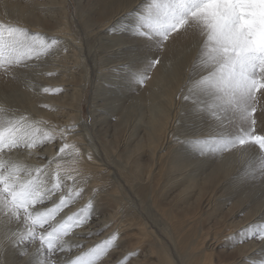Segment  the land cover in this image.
<instances>
[{
	"label": "bare ground",
	"instance_id": "obj_1",
	"mask_svg": "<svg viewBox=\"0 0 264 264\" xmlns=\"http://www.w3.org/2000/svg\"><path fill=\"white\" fill-rule=\"evenodd\" d=\"M143 3L0 0V21L62 41L54 55L13 75H0V105L26 114L42 131L56 136L42 146L17 151L14 157L31 167L47 164L63 143L62 130L67 142L80 149L79 158L65 155L56 161L62 169L79 172L84 188L61 215L79 212L90 201L95 211L90 222L66 238L72 248L65 259L75 258V245L89 248L118 232L120 247L102 264H125L132 252L137 255L127 264H175L170 244L179 256L183 253L184 264H217L213 255L220 241L230 249L226 253L232 264H259L264 241L240 243L237 233L264 221V176L247 153L209 155L193 143L215 131L183 98L196 42L173 34L158 48L134 39L128 29L133 9ZM154 58L160 62L143 84L134 72L130 76V65L144 72ZM112 85L119 100L110 134L111 112H105L100 101ZM46 87L62 91L45 93ZM91 87L87 121L84 101ZM28 259L8 244L0 251V264H28Z\"/></svg>",
	"mask_w": 264,
	"mask_h": 264
},
{
	"label": "snow or ice",
	"instance_id": "obj_2",
	"mask_svg": "<svg viewBox=\"0 0 264 264\" xmlns=\"http://www.w3.org/2000/svg\"><path fill=\"white\" fill-rule=\"evenodd\" d=\"M133 17L128 30L144 44L163 48L173 34L190 36L196 42L183 98L215 129L193 141L198 150L209 155L232 150L247 153L264 176V0H144L133 9ZM61 44L55 36L0 21V75H13L54 55ZM159 62L152 59L144 72L130 65V76L134 72V78L143 84ZM43 91L62 89L46 87ZM55 139L26 114H15L0 105V251L8 244L28 256V264H102L103 258L119 249L118 232L89 248L77 244L75 258H64L72 248L66 238L90 222L95 211L90 201L79 212L61 215L78 201L84 188L79 172L62 169L56 161L65 155L79 158L80 149L67 142L62 130L63 143L47 164L31 167L14 157L17 151ZM237 236L240 243L264 241V221L248 225ZM135 255L127 254L125 264Z\"/></svg>",
	"mask_w": 264,
	"mask_h": 264
},
{
	"label": "rangeland",
	"instance_id": "obj_3",
	"mask_svg": "<svg viewBox=\"0 0 264 264\" xmlns=\"http://www.w3.org/2000/svg\"><path fill=\"white\" fill-rule=\"evenodd\" d=\"M74 4V2L72 3V5ZM69 8H70V10H71V12H70V16H71V18L73 17V14H74V10L72 9V7H71V4L69 5ZM73 11V12H72ZM124 85V84H123ZM111 90L109 91V94L107 95V97H105V100H102V101H100V104L101 105H104L103 107H102V109H104L105 110V112H111V113H108V115H110V117H109V119H111L110 121H109V124L107 125V126H109V129L111 130L110 131V134H112L113 133V131H114V129L112 128V126L114 125V118L115 117H113L114 115H115V110H116V106H117V102H116V100H119V99H117L116 98V95L119 93V91H116V90H113V89H115L114 87H113V85H112V87L110 88ZM126 89V88H125ZM94 89H93V87H91V88H89V90H88V97H86V99H85V101H84V105H85V115H84V119H86L87 121H90V118H89V107L91 106V100H92V94H93V91ZM113 90V91H112ZM127 91V90H126ZM115 92V93H114ZM117 92V93H116ZM122 96V95H121ZM104 97V94H103V96H102V98ZM112 97V98H111ZM111 101V102H110ZM125 101H129L128 100V98H127V100L125 99ZM113 104V105H109V104ZM117 103V104H116ZM127 103H124V105H126ZM106 106L108 107V108H106ZM109 107H111V108H109ZM107 110V111H106ZM109 110H112V111H109ZM114 112V113H113ZM112 114V115H111ZM112 117V118H111ZM106 126V127H107ZM111 126V127H110ZM17 160H19V161H21L22 163H24V164H26V160H24V159H18V158H16ZM224 241H220V245L219 246H217L216 247V252L214 253V258H213V260H214V262L215 263H217V264H232V260L233 259H231V258H228L227 257V253H229L230 251V249H228L227 250V248L225 247V245H224V243H223ZM170 244V243H169ZM170 247H172L171 248V252H172V254H173V256H174V261H175V264H184L183 263V261H182V257H183V253H182V255H178L176 252H175V250H174V247L170 244ZM226 250V251H225ZM228 251V252H227ZM223 252H224V254H223ZM227 252V253H226ZM181 254V253H180ZM182 256V257H181ZM231 259V260H230ZM261 260H264V257L261 259ZM219 261H221V262H219ZM251 264H253V263H251Z\"/></svg>",
	"mask_w": 264,
	"mask_h": 264
}]
</instances>
